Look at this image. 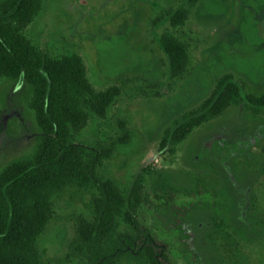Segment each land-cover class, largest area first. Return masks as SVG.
<instances>
[{
  "label": "rangeland",
  "instance_id": "rangeland-1",
  "mask_svg": "<svg viewBox=\"0 0 264 264\" xmlns=\"http://www.w3.org/2000/svg\"><path fill=\"white\" fill-rule=\"evenodd\" d=\"M21 33L41 55L78 56L92 94L117 90L102 117L87 96L77 100L86 124L68 140L108 152L96 174L123 197L141 174L145 201L135 220L171 264H264V109L230 105L159 148L222 76L248 96L264 93V0H41ZM162 41L181 50V72ZM31 98L28 85L0 76V173L34 154ZM97 197L65 187L50 199V219L34 241L39 264H87L77 223L93 219ZM127 227L119 217L118 230Z\"/></svg>",
  "mask_w": 264,
  "mask_h": 264
},
{
  "label": "trees",
  "instance_id": "trees-1",
  "mask_svg": "<svg viewBox=\"0 0 264 264\" xmlns=\"http://www.w3.org/2000/svg\"><path fill=\"white\" fill-rule=\"evenodd\" d=\"M40 3L0 2V76L18 79L31 88L29 107L39 130L31 159L14 162L0 173V264H39L34 241L50 219V199L65 187L94 190L98 195L93 219L77 223L87 264H171L165 247L135 220L145 201L141 174H136L123 197L111 181L97 177L96 168L108 152L86 150L69 142L70 134L80 132L86 124L77 100L87 96L88 109L102 117L117 90L111 87L92 94L78 56L54 59L30 45L21 32L39 12ZM182 17L178 12L169 20L177 23ZM161 46L171 69L181 72V50L170 42L162 41ZM230 105L255 113L264 109V93L248 96L230 76H222L211 95L165 133L159 148L183 141ZM119 217L127 228L118 230ZM214 227L220 230L219 224Z\"/></svg>",
  "mask_w": 264,
  "mask_h": 264
}]
</instances>
